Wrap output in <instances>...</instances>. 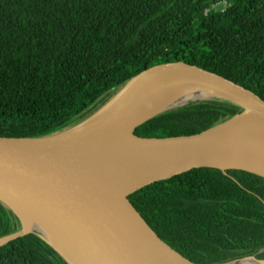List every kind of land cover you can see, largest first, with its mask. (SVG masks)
I'll use <instances>...</instances> for the list:
<instances>
[{"label": "trees", "instance_id": "1", "mask_svg": "<svg viewBox=\"0 0 264 264\" xmlns=\"http://www.w3.org/2000/svg\"><path fill=\"white\" fill-rule=\"evenodd\" d=\"M174 60L217 72L264 99V0H0V135L60 131L146 67ZM240 109L218 98L189 101L136 133H196ZM130 198L159 235L194 262L252 253L264 258L258 252L264 247L260 175L194 168ZM20 228L19 216L0 201V236ZM248 245L251 250L241 252ZM0 264L70 263L35 231L0 246Z\"/></svg>", "mask_w": 264, "mask_h": 264}, {"label": "water", "instance_id": "2", "mask_svg": "<svg viewBox=\"0 0 264 264\" xmlns=\"http://www.w3.org/2000/svg\"><path fill=\"white\" fill-rule=\"evenodd\" d=\"M184 92L201 95L174 104ZM217 98L241 109L196 133H136L139 125L171 108ZM201 167L264 177V99L184 60L146 67L94 112L60 131L0 135V201L21 220L20 229L0 236V246L38 231L70 264L264 262L255 255L194 262L160 236L130 198L153 183Z\"/></svg>", "mask_w": 264, "mask_h": 264}, {"label": "bare ground", "instance_id": "3", "mask_svg": "<svg viewBox=\"0 0 264 264\" xmlns=\"http://www.w3.org/2000/svg\"><path fill=\"white\" fill-rule=\"evenodd\" d=\"M185 95H186V92L180 94V95H179V96L173 101V103H174V104H178V103H180V102H183V101L187 100V98H188L189 96H191V97H195V96H198V95H201V94L194 93V92H189V93H187L186 98H184ZM51 241H52L54 244H56V243L54 242L53 239H51ZM243 262H244V264H264V262L258 261L257 259H254V258L245 259V260H243Z\"/></svg>", "mask_w": 264, "mask_h": 264}, {"label": "flooded vegetation", "instance_id": "4", "mask_svg": "<svg viewBox=\"0 0 264 264\" xmlns=\"http://www.w3.org/2000/svg\"><path fill=\"white\" fill-rule=\"evenodd\" d=\"M248 191H250L251 193H253L254 195H257L258 197H260V198H262V196L259 194V193H257V191H256V189H257V187H248V188H246ZM251 248H252V245H248L247 247H243V246H241V252H244L245 250H251ZM262 251H264V247L263 248H261L258 252H262ZM249 255H255V256H257V254L256 253H252V254H248V255H246V256H249Z\"/></svg>", "mask_w": 264, "mask_h": 264}, {"label": "built area", "instance_id": "5", "mask_svg": "<svg viewBox=\"0 0 264 264\" xmlns=\"http://www.w3.org/2000/svg\"><path fill=\"white\" fill-rule=\"evenodd\" d=\"M223 4H226V2H225V1L222 2V6H223V7H222V10H224V8H225ZM214 8H215V5H212V6H210V7H206V8H205V11H206V12H209V11H212Z\"/></svg>", "mask_w": 264, "mask_h": 264}, {"label": "rangeland", "instance_id": "6", "mask_svg": "<svg viewBox=\"0 0 264 264\" xmlns=\"http://www.w3.org/2000/svg\"><path fill=\"white\" fill-rule=\"evenodd\" d=\"M224 5V7H226L227 6V4H223Z\"/></svg>", "mask_w": 264, "mask_h": 264}]
</instances>
